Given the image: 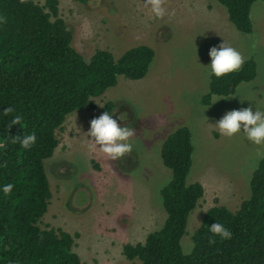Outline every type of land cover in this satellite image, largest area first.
<instances>
[{
  "label": "rangeland",
  "instance_id": "374dc122",
  "mask_svg": "<svg viewBox=\"0 0 264 264\" xmlns=\"http://www.w3.org/2000/svg\"><path fill=\"white\" fill-rule=\"evenodd\" d=\"M165 7L175 15L157 20L143 8V0H59L72 46L86 59L97 49L116 57L138 45L155 51L144 78L120 76L90 105L70 113L56 130L59 144L53 156L45 160L52 196L40 224L79 233L74 250L85 264L139 263L125 257L123 246L144 242L167 218L161 191L172 170L164 165L161 149L179 127L190 129L194 146L187 183L200 182L204 188L189 216L183 251L193 250V235L210 207L235 211L251 195L250 181L262 160L255 157L257 146L222 137L215 129L226 111L250 102L229 94L204 103L210 84L200 64H209V49L227 40L257 66L256 77L235 91L252 98L264 94V0L252 5L251 33L241 32L217 0H166ZM109 101L116 105L114 118L126 114L121 123L136 131L133 152L117 161L90 152L86 144L90 121Z\"/></svg>",
  "mask_w": 264,
  "mask_h": 264
},
{
  "label": "trees",
  "instance_id": "16d2710c",
  "mask_svg": "<svg viewBox=\"0 0 264 264\" xmlns=\"http://www.w3.org/2000/svg\"><path fill=\"white\" fill-rule=\"evenodd\" d=\"M0 0V140L35 132L30 150L6 143L0 150V185H15L7 198L0 194V264H85L74 250L79 233L61 228H43L41 219L52 196L45 160L52 157L59 140L56 130L67 116L90 105L124 76L144 78L155 57L153 48L138 45L114 56L97 49L86 59L72 46V32L59 16V0ZM85 1V0H82ZM229 19L244 33H251V8L256 0H217ZM257 74L254 59L226 78L213 80L211 95H229L242 82ZM109 101L103 111L112 112ZM7 107L15 112L3 116ZM20 114L21 125L8 127ZM194 146L187 126L172 132L163 142L161 157L172 170L162 188L167 218L144 242L126 243L123 254L138 264H264V159L252 175L251 195L235 211L224 205L210 207L193 235L194 248L185 255L182 238L188 219L204 195L200 182L187 183ZM222 223L232 239L209 243L208 226Z\"/></svg>",
  "mask_w": 264,
  "mask_h": 264
},
{
  "label": "clouds",
  "instance_id": "9594fccd",
  "mask_svg": "<svg viewBox=\"0 0 264 264\" xmlns=\"http://www.w3.org/2000/svg\"><path fill=\"white\" fill-rule=\"evenodd\" d=\"M166 0H143V8L157 20L163 19L165 16H174L175 10L169 11L165 7ZM4 18L0 17V23ZM210 63L201 65L203 69V79L210 84L213 78L220 80L226 78L230 74L241 70L245 64L244 55L234 47L229 41L224 40L218 46H213L208 51ZM209 90L205 89L207 93ZM244 95L243 101H249V106L240 109L226 111L225 114L216 121L214 127L219 135L228 139L240 137L248 143L257 146L255 157L257 160L264 159V94H259L255 98L249 97L247 93L237 89L230 97H241ZM221 99H228L216 94L211 95V103ZM101 106V105H100ZM103 107V106H101ZM207 107H204V111ZM255 109V110H253ZM15 112L13 107H7L3 112V116H9ZM114 112L105 111L98 117L90 121V127L86 133V144L88 150L94 154H98L110 161L120 160L133 152V137L136 135L134 128L122 124L127 120V115L122 113L114 118ZM13 125H21L24 128V120L20 114L12 116L8 127ZM37 137L35 132L15 137H8V140H0V150H3L6 143L19 145L22 150H30L36 143ZM170 182L166 181L165 183ZM164 185H161L163 187ZM12 183L0 185V194L7 198L13 194ZM207 231L211 234L209 238L210 244H215L217 238L221 242L231 240L233 233L224 224L216 222L208 226ZM192 248H185L184 254H191Z\"/></svg>",
  "mask_w": 264,
  "mask_h": 264
},
{
  "label": "crops",
  "instance_id": "0c3cea01",
  "mask_svg": "<svg viewBox=\"0 0 264 264\" xmlns=\"http://www.w3.org/2000/svg\"><path fill=\"white\" fill-rule=\"evenodd\" d=\"M225 18V17H224Z\"/></svg>",
  "mask_w": 264,
  "mask_h": 264
}]
</instances>
